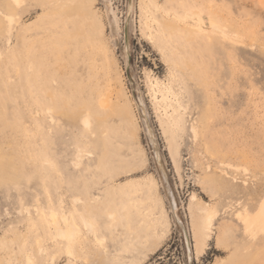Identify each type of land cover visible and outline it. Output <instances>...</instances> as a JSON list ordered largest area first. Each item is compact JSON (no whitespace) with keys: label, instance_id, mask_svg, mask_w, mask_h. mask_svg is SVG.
I'll return each mask as SVG.
<instances>
[{"label":"rangeland","instance_id":"1","mask_svg":"<svg viewBox=\"0 0 264 264\" xmlns=\"http://www.w3.org/2000/svg\"><path fill=\"white\" fill-rule=\"evenodd\" d=\"M263 204L264 0H0V264H264Z\"/></svg>","mask_w":264,"mask_h":264},{"label":"bare ground","instance_id":"2","mask_svg":"<svg viewBox=\"0 0 264 264\" xmlns=\"http://www.w3.org/2000/svg\"><path fill=\"white\" fill-rule=\"evenodd\" d=\"M199 210L201 211V212H199L200 217L198 215V217L200 218L199 219L200 221L198 220L199 221V223L197 225L198 227L197 228L194 227L197 230L193 231L195 234V237H196L195 239L197 242L196 245H197L198 250H200V247L203 244L202 242L204 241V239L209 238L208 236H210V233L212 232L211 230H212V217H213V213H212V211L209 210V208L199 205ZM261 213L264 216V204L262 205ZM62 218L65 221V227L62 228L57 223H55L54 234H55V236H57L59 238L69 239L70 237H72L75 234L74 224H73V222L69 221L66 216H63ZM84 221H85V223H87V226H88L89 221L86 220L85 218H84ZM85 226H86V224H85ZM89 226H91V225H89Z\"/></svg>","mask_w":264,"mask_h":264}]
</instances>
